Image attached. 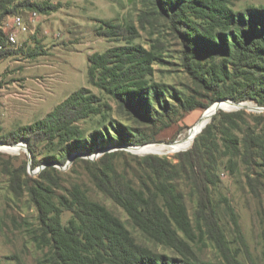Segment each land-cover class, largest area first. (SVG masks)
<instances>
[{"label":"trees","instance_id":"1","mask_svg":"<svg viewBox=\"0 0 264 264\" xmlns=\"http://www.w3.org/2000/svg\"><path fill=\"white\" fill-rule=\"evenodd\" d=\"M136 1L143 7L139 28L105 21L97 30L99 37L125 43L88 58V82L102 95L81 88L45 119L0 138V143L14 146L25 141L33 169L44 163L65 165L79 151L92 155L106 140L116 146L152 143L154 135L147 136L136 125L163 126L175 116L205 111L221 100L252 101L264 107V3L237 10L234 5L239 0ZM57 8L33 0H0V60L14 54L7 27L10 18L23 16V11L48 15ZM151 23L161 24V34L178 41L182 68L192 82L186 90L153 79L163 53L162 40H155L150 48L134 44L140 30ZM114 105L127 123L112 118ZM246 115L220 110L192 148L174 161L156 155L132 156L135 167L127 164L121 171L118 151L105 153L95 162L73 160L74 165H84L96 191L119 206L147 241L172 254L140 243L121 218L90 198L81 183H71L58 193L63 186L53 165L35 178L28 174V162L21 169L5 165L12 191L17 196L26 194L37 211L30 237L45 251L41 264H257L234 207L225 204L236 248L227 238L212 197L220 183L221 156L233 162L243 153L252 172L253 163L264 167V136L242 124ZM95 119L110 122L86 135L82 124ZM42 144L49 155L38 160ZM247 177L264 203V182L251 173ZM183 180L196 197V227L179 190ZM65 214H70L67 221ZM201 238L212 242L217 261L196 253L192 243ZM262 249L264 261V228Z\"/></svg>","mask_w":264,"mask_h":264},{"label":"rangeland","instance_id":"2","mask_svg":"<svg viewBox=\"0 0 264 264\" xmlns=\"http://www.w3.org/2000/svg\"><path fill=\"white\" fill-rule=\"evenodd\" d=\"M33 1L54 5L58 8L48 15L37 11L35 20H30V16L35 12L23 11L21 14L28 21L29 31L19 35L18 42L10 47L14 54L0 60V138L21 127L45 119L57 106L81 88H89L93 93L102 95L88 82V58L93 54L104 53L111 47L122 46L125 43L99 37L97 30L105 21H113L125 26L135 25L139 28V15L143 9L136 0ZM262 3L264 0H239L234 7L240 10L249 5ZM11 21L12 18L9 19L8 23ZM163 27L161 24L152 26L151 23L146 29L140 30L139 38L134 41V44H142L150 48L155 40H162L163 53L154 66L155 75L153 79L180 90H186L187 86H192V82L182 68L181 47L178 41L167 33L161 34ZM34 54L37 56L33 57ZM104 98L107 100L106 97ZM243 103H248L251 108L260 107L252 101ZM114 108L111 113L112 118L127 123V117L118 112L116 105ZM251 108L224 112H246L247 115L242 124L246 128L254 130L257 135L264 136V111H255ZM205 111L200 109L186 115L175 116L168 124L157 125L156 128L147 125H136L135 127L147 136L154 135L155 141L146 145L173 144L186 136L202 118ZM103 121L99 122L95 119L82 124L86 135H91L94 131L99 130L103 124L110 122L107 120L102 123ZM111 136L115 137V133H112ZM22 142L26 143L25 141ZM26 146L27 150L20 154H10L0 150V264H41V259L45 253L35 245L30 237V226L36 223L37 211L30 204L26 194L17 196L12 191L10 176L5 167L8 165L13 169H21V166L28 162V174L35 178L46 167L50 166L47 165L48 163H44L33 169L32 154L27 143ZM142 146L144 145L116 146L114 142L106 140L103 144L98 145V151L92 155L81 151L77 152V155L84 161L95 162L105 153L118 151L122 154L116 163L118 169L122 171L127 164L135 167L132 156L156 155L174 161L178 154L187 152L192 148L176 153L145 155L136 154L131 150L133 147ZM39 151L38 160L49 155L44 150L43 144L39 145ZM220 163V183L212 191L220 223L231 246L236 248L238 245L233 227L225 213V204L229 202L238 215L244 237L254 260L257 264H264L262 249L264 203L251 189L247 177L251 173L254 179L258 178L264 182V167L255 166L253 163L252 172L245 164L243 153L235 157L233 162H230L229 157L221 156ZM53 166L58 169V177H60L63 186V189H59L58 193H64V188L69 187L71 183H81L87 188L90 198L104 204L121 218L140 243L155 251L172 254L167 248L147 241L142 233L132 225L126 213L119 206L96 191L82 163L74 165L73 161L69 164L66 162L65 165H57L56 163ZM179 190L185 197L192 224L196 227L195 210L197 202L191 186L183 180L179 184ZM69 218L70 214H65L64 220L67 221ZM192 246L200 258L204 260L217 261L219 259L212 242L206 238L197 240L192 243ZM241 259H245L243 255H241Z\"/></svg>","mask_w":264,"mask_h":264},{"label":"bare ground","instance_id":"3","mask_svg":"<svg viewBox=\"0 0 264 264\" xmlns=\"http://www.w3.org/2000/svg\"><path fill=\"white\" fill-rule=\"evenodd\" d=\"M241 108H251L248 103H242L241 105H236L235 103L226 102V103H216L209 109H207L202 118L196 123V125L176 143L173 144H150L148 146H143L139 148H132L131 150L139 155L145 154H169V153H176L179 151H185L189 149L196 137L204 130V128L210 123L212 117L215 113L222 111H233L239 110ZM0 150L12 154H20L25 151V146L22 145H15V146H0ZM130 150V151H131ZM131 151V152H132Z\"/></svg>","mask_w":264,"mask_h":264},{"label":"built area","instance_id":"4","mask_svg":"<svg viewBox=\"0 0 264 264\" xmlns=\"http://www.w3.org/2000/svg\"><path fill=\"white\" fill-rule=\"evenodd\" d=\"M30 20H35L37 17V12L33 13L30 16ZM8 29L10 30L9 34V43L14 45L18 42V36L28 33L29 25L28 21L24 18V16H15L12 18V21L7 24ZM3 47L0 46V49Z\"/></svg>","mask_w":264,"mask_h":264},{"label":"water","instance_id":"5","mask_svg":"<svg viewBox=\"0 0 264 264\" xmlns=\"http://www.w3.org/2000/svg\"><path fill=\"white\" fill-rule=\"evenodd\" d=\"M226 102H231V103H235L236 105H241L242 103H236V102H234L233 100H221V101H218L217 103H226ZM216 104V103H215ZM241 109H246V108H241ZM250 109V108H249ZM251 109H254L255 111H264V108H260V107H254V108H251ZM240 110V109H239ZM218 113V112H217ZM217 113H215V115L214 116H216L217 115ZM213 116V117H214ZM213 117H212V119H213ZM212 119H211V121H212ZM210 121V122H211ZM202 132V131H201ZM24 145L25 146V150H27V146H26V143H24V142H22V143H18L17 145ZM3 145H5V146H13V145H9V144H0V146H3ZM144 146H148V145H144ZM143 147V146H142ZM192 147V146H191ZM133 148H139V147H133ZM29 151V150H28ZM76 157H78V155H74V156H72L70 159H69V161L67 162V164H69L70 162H73V160L76 158ZM47 165H56V163H48ZM46 165V166H47ZM57 165H60V164H57Z\"/></svg>","mask_w":264,"mask_h":264}]
</instances>
